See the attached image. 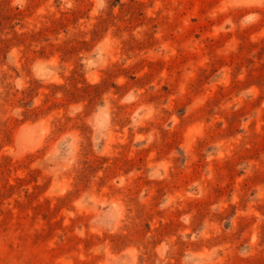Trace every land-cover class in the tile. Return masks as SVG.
<instances>
[{
	"label": "rangeland",
	"instance_id": "1",
	"mask_svg": "<svg viewBox=\"0 0 264 264\" xmlns=\"http://www.w3.org/2000/svg\"><path fill=\"white\" fill-rule=\"evenodd\" d=\"M0 264H264V0H0Z\"/></svg>",
	"mask_w": 264,
	"mask_h": 264
}]
</instances>
